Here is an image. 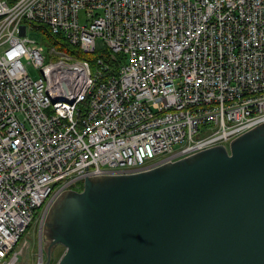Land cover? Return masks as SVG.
Returning a JSON list of instances; mask_svg holds the SVG:
<instances>
[{"label": "built area", "instance_id": "2783aa9c", "mask_svg": "<svg viewBox=\"0 0 264 264\" xmlns=\"http://www.w3.org/2000/svg\"><path fill=\"white\" fill-rule=\"evenodd\" d=\"M36 26L76 54L99 40L113 62L45 50L27 37ZM262 123L264 0H0V264L17 263L34 212L76 180Z\"/></svg>", "mask_w": 264, "mask_h": 264}, {"label": "water", "instance_id": "95a60500", "mask_svg": "<svg viewBox=\"0 0 264 264\" xmlns=\"http://www.w3.org/2000/svg\"><path fill=\"white\" fill-rule=\"evenodd\" d=\"M63 204L62 198H68ZM52 208L58 264H264V123L139 175L87 179Z\"/></svg>", "mask_w": 264, "mask_h": 264}, {"label": "bare ground", "instance_id": "6f19581e", "mask_svg": "<svg viewBox=\"0 0 264 264\" xmlns=\"http://www.w3.org/2000/svg\"><path fill=\"white\" fill-rule=\"evenodd\" d=\"M253 126H258V125H253ZM255 128H256V127H253V128H251V129H248V130L242 132L241 134H239V135H237V136H235V137H232V138H230V139H228V140H226V139H227L226 137H225L224 139L217 140V141H215V142H213V143L210 144V146L213 145V147H210V148H207V149H204V150H201V151H197V152H194V153H191V154H184V155H181V156H177V155H175V153L177 152L178 149H177L176 151H174V150H173V147H172V152H171V154H166V155H162V156H157V157H155L154 159L148 161L146 166H148V165H152V164H157V163H159V162L165 160V162H163V163H161V164H158V165H156V166H154V167H152V168H150V169H146V170L138 171V172H128V173H123V174H106V175H101V176L87 177V178H83V179H78V180H76L75 182H73L68 188H66L62 193L65 192L63 195H65L66 193H69V192L82 193V192H83V189L80 190V191H77V190H73V189H72V187L76 184V182H83V185H84L85 180H87V179H95V178H102V177L129 176V175H139V174H142V173H147V172L153 171V170H155V169H157V168H160V167H162V166H165V165H168V164L176 163V162L181 161V160H183V159L189 158V157H191V156H193V155H195V154H198V153H200V152H203V151H206V150H209V149L215 148V147H223V148L226 150V152H227L228 154H230V145H231V143H232L235 139H237L238 137H240V136H242V135H244V134L250 132L251 130H253V129H255ZM206 136H207V135H205L203 138H205ZM203 138H200V139H197V140H201V139H203ZM214 145H215V146H214ZM18 147H19V146H16V149H17ZM126 171H131V170H126ZM83 188H84V186H83ZM62 193H61V194H62ZM63 195H61V196L59 197V199H60ZM58 196H59V195H58ZM59 199H58V200H59ZM69 199H70V197L65 198V199L63 198V199H62V202L64 201L63 204H66V203L68 202ZM58 200H57V201H56V199H55V200H51V201H50V204H49V206H48L47 208H46L45 205H44V206H42V207H40V208L37 209V210H41V213H42V222H43V223H44V218L46 217V213L49 211L50 207L52 206V204H53L55 201H56V203L53 205L52 208L55 209V210L59 209L58 217H61L63 211L65 210V208H66L67 206H66V207H63V205L61 204L62 202H58ZM51 210H52V209H51ZM51 210H50V212H51ZM35 212H36V211H35ZM35 212H34V215H35ZM50 212H49V214H50ZM34 215H33V218H34ZM48 216H49V215H48ZM33 218H32V220H33ZM15 220H17V219H15ZM32 220H31V222H32ZM47 220H48V219H47ZM31 222L29 223V225H28V227L26 228V230L24 231V233H23L21 236H19V239H18L17 243L12 247V250H11L10 255H12V254H13L14 252H16V251L18 252V251L22 248L21 253H20L19 256L17 257V263H16V264L21 263V259L27 254L28 250L31 248V244H30V236H31V228H30V225H31ZM47 223H48V221L46 222V225H47ZM46 225H45V228H46ZM45 231H46V230H45ZM45 231H44V234L42 235V228H41V231H40V237H41V238H40V241H39V244H38V252H37V254H38V259H37V261L35 262V264H46V262H45V258H44V255H43V247L46 245L47 253H48L49 242H47L46 240H49V236H48V234H47ZM45 233H46V234H45ZM44 235H45V236H44ZM56 245H58V244H56ZM56 245H53L52 248H53L54 246H56ZM52 248H51V249H52ZM50 253H51V250H50ZM50 253L48 254L47 264H49V262H50ZM64 254H65V252L63 253L62 257L64 256ZM31 257H32V255L27 259L26 263L31 261ZM62 257H61V258H62ZM61 258H60V260H61ZM60 260H59V261H60ZM59 261H58V263H59ZM58 263H57V264H58ZM30 264H31V263H30Z\"/></svg>", "mask_w": 264, "mask_h": 264}, {"label": "rangeland", "instance_id": "374dc122", "mask_svg": "<svg viewBox=\"0 0 264 264\" xmlns=\"http://www.w3.org/2000/svg\"><path fill=\"white\" fill-rule=\"evenodd\" d=\"M79 21L82 24L85 23V17H84V14L83 13H81L79 15ZM27 37L30 40H34V41L39 42V43L42 44V42H41V36L39 35V33L31 30L30 28L27 29ZM96 42H97V48H98V50H102L103 49L102 43L99 40H97ZM42 45L45 47V50H47L48 48H50V46H48V45H44V44H42ZM27 71H28L29 75L33 79H36L37 78V76H38L37 73H35L30 66H27ZM204 136L205 135H201V136L198 137V139L203 138ZM178 146L179 145H174L173 146V150L176 151L178 149ZM83 186H84L83 185V182H76V184L72 187V189L73 190L80 191V190L83 189ZM64 193L60 194L56 198V201ZM56 201L52 204V206L50 207L49 211L46 213V217L44 218V223L42 222V213H41V210H36L35 215H34V218H33L32 222H31V225H30V228H31V236H30L31 248L28 250L27 254L21 259V263H19V264H30V263L31 264H35V262L37 261V259H38V254H37V252H38V244H39V241H40V238H41L40 237V231H41V228H42V235H43L44 234V231L46 230L45 225H46V222H47V219H48L49 212L52 209L53 205L56 203ZM45 232L49 235V232L47 230ZM46 241L47 242H50L51 240L49 239V240H46ZM64 252H65V247H63L62 245L58 244V245L54 246L51 249L50 262H49V264H57L58 261L60 260V258L62 257V255H63ZM31 255H32L31 261L26 263L27 259ZM43 255H44V258H45V262L47 264L48 253H47L46 245L43 247Z\"/></svg>", "mask_w": 264, "mask_h": 264}, {"label": "trees", "instance_id": "16d2710c", "mask_svg": "<svg viewBox=\"0 0 264 264\" xmlns=\"http://www.w3.org/2000/svg\"><path fill=\"white\" fill-rule=\"evenodd\" d=\"M16 0H7V3L9 5H12ZM33 31L39 33L41 36V42L44 45H48L50 47H54L56 50L63 51L65 53L71 54L73 53L76 57V59L79 60H86L90 62L92 67L94 68L96 59L98 57H102L104 63L111 64L113 61L110 59V55L108 51L106 50H99V52H95L94 54L87 55V54H76L77 50L74 49L65 39H63L60 35H55L49 31L46 27L36 26L33 28ZM82 106H86V104H83Z\"/></svg>", "mask_w": 264, "mask_h": 264}]
</instances>
